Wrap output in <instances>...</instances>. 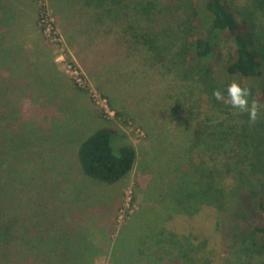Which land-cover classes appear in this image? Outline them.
<instances>
[{"label":"trees","instance_id":"1","mask_svg":"<svg viewBox=\"0 0 264 264\" xmlns=\"http://www.w3.org/2000/svg\"><path fill=\"white\" fill-rule=\"evenodd\" d=\"M84 2L93 12L95 30L101 33L97 41L89 32L83 40L88 45V53L97 55L96 66L106 69L107 65L115 64L116 60L111 56L116 55L114 52L107 57L103 54V49L112 51L113 47H116L114 51L126 49V58L140 49L147 55L145 59L151 60V56L157 62H166V69L180 81L173 105L182 118L179 115L176 118L192 128V134L187 138L188 160L182 167L183 181L177 183L178 190L174 193L177 198L166 207L165 218H148L146 223L145 217V220L140 219L138 214L147 206H142L130 218L125 228L129 250L124 248L123 253L120 250L121 264H128L127 260H132L131 264H264V113L252 125L247 114L217 102L212 96L213 90H224L235 79L251 89L252 97L264 102V44L256 27L257 17L264 20V0H248L249 10L240 12V20L233 10L232 0ZM103 12H106L105 16ZM218 32L231 42L222 56L210 40L211 35ZM108 41L112 42L111 48L106 46ZM19 51L15 54L14 50L11 54L20 57L22 53L21 61L32 57L29 50ZM42 67L46 69L42 70L43 78L28 74V68L17 69L23 70L24 76L23 71L16 76L9 74L7 80H3V85L7 86L0 87L2 192L6 191L10 176L5 154L9 147L8 137L13 136L11 146L18 151L29 147L31 142L36 147L37 141L20 145L22 135L26 134L22 129L26 121L32 119L33 126L39 125L41 129L37 132L42 133L40 149L50 150L51 137L57 133L55 126L65 117L66 106L78 107L73 90L68 89L71 85H63L54 66L43 62ZM21 76L29 78L28 82L24 80L26 92L22 96L17 91ZM74 86L94 105L89 91L75 83ZM82 101V108L88 111L86 124L92 125L95 131L87 138H78L82 143L75 165L65 167L61 164L53 166L52 172L47 171L51 184L48 183L46 202L38 203L25 213L27 202L19 201L12 209H4L7 203L3 202L7 201L0 192L3 207L0 210V248L12 240L23 241L25 234L29 235L30 243H40L25 264H94L93 257L98 252L110 253L108 235L112 226L93 230L95 225L88 221V208L78 200L82 199L85 189L95 185L90 184L89 178L115 184L129 176L138 155L133 142L120 139L118 127L107 124L108 120L100 110L89 107L84 98ZM27 102L29 106L25 107ZM29 107L34 110L26 111L31 109ZM22 111L25 115H21ZM200 121L199 128L197 124L196 127L193 125ZM66 139L74 140L75 137ZM114 140L122 144L119 153L115 152ZM65 155L39 167L45 170V166L56 164L54 161L62 160L67 157ZM185 178L188 182H184ZM238 209V227L224 247L221 220L223 215L234 216ZM40 215L47 218L43 222L45 228H40L33 219ZM24 225L33 230L13 235L17 226ZM117 248L111 253L113 264ZM12 251L14 257L26 258L20 249ZM0 255V258H6L4 249Z\"/></svg>","mask_w":264,"mask_h":264},{"label":"rangeland","instance_id":"2","mask_svg":"<svg viewBox=\"0 0 264 264\" xmlns=\"http://www.w3.org/2000/svg\"><path fill=\"white\" fill-rule=\"evenodd\" d=\"M84 1L0 0V81L7 80L6 77L9 74L16 76L23 71L17 69L24 68H28V74L43 78L45 76L42 70L46 69L42 67V64L48 62L59 72L60 75L57 73V77L63 85H71L68 89L73 90V94L76 96L73 97L78 102V107H73L72 104L66 106L65 117L60 119L58 126H55L54 130L57 133L51 137L50 150L43 147L40 149L42 133L37 132L41 129L39 125L33 126L32 119L27 120L22 129L26 134L22 135L20 145L22 143L26 145L29 141H37L36 147L31 142L29 147L18 151L11 146L13 136L8 137L9 147L6 148L5 154L6 166L10 176L5 186V192L1 191L3 189L0 176V192H2L3 200L7 201L3 202V204L7 203L4 205V209L6 207L12 209L19 201L27 202L24 204L25 213L29 208L36 207L38 203L46 202L49 192L48 183L51 184V177L47 171L52 172L54 170L52 167L58 165L45 166L46 169L43 170L39 167L40 164H48L58 156L64 157L62 155L66 154L65 150H73L77 143L74 140L67 141V137L87 138L95 131L92 125L86 124L88 111L82 108V99L84 98L89 107H93L95 110H99V108L91 104L87 96L85 97L83 93L75 90L77 88L67 72L69 64L77 67L85 73L94 89L106 97L108 102L110 101L111 109L116 111L119 119H107V124L119 128L121 138H117L133 142L137 150V164L129 176L115 184H105L89 178L90 184L94 183L95 185L90 186L88 190L85 189L80 197L82 199L78 200L83 203L84 207L88 208V221L91 220V224L95 225L93 230L107 225L108 227L112 226L113 229L111 232L109 231L108 235L111 242L108 250L110 253L98 252L93 257L94 264H113L111 253L116 241L119 248L116 249L114 264H121L120 250L123 253L124 248L129 247L125 228L130 218L142 206L147 207L138 216L140 219L145 217V222L148 218H156V220L157 218H165L166 207L173 204L177 198L174 193L178 190L177 183L183 181L182 167L188 160L187 138L189 134H192V128L183 121L182 123L179 122L176 118L178 115L182 118L181 113L178 114L173 105V98L179 91L180 81L176 75L166 69V62H157L151 56V60H147L145 59L147 55L143 54L140 49L133 51V56L130 58H126V49L121 48V50L114 51L116 47H113L112 51L103 49V54L104 57H107L111 52H114L117 57L116 55L111 56L116 60L115 64L107 65L106 69L96 66L97 55L88 53V45L83 43V40L86 39L85 33L89 32L92 34L91 38L93 37L97 41L101 38V33L98 29L95 30L93 12L89 11L91 9L86 6ZM247 4L248 0H232L233 10L238 14L239 20L240 12L249 10ZM42 8L45 10L42 11ZM105 14L106 12H103L104 16ZM251 17L254 18L255 15H251ZM256 23L258 34L264 44L263 18L261 20L257 17ZM210 40L215 44V47H218L221 56L227 53L231 45L229 38L219 32L212 34ZM111 44L112 42L108 41L106 46L111 48L109 47ZM12 45L21 46L14 47ZM19 49L29 50L32 57L28 58L30 53L28 55L26 53L24 56L28 59L21 61V58H24L22 53L21 56L19 55L20 57L11 54L14 53V50L15 54H18ZM101 52L102 50H100L102 57ZM33 53L41 57H35ZM117 60L120 61V64L117 63ZM24 74L23 71L22 75L24 76ZM23 76H21V81H18L17 88L21 96L26 92L23 84L25 81H29L27 76L24 79ZM4 82L0 84V87ZM5 85L7 86V84ZM29 102L24 106L28 107ZM29 108L31 109L27 108L26 111L34 110L32 107ZM263 113L264 109H262L261 114ZM21 115H25V112L22 111ZM51 116L53 115L51 114ZM199 118L203 119V117ZM194 123L195 127L196 124L198 128L201 126V121ZM138 129L144 132L143 136L137 132ZM35 133L37 134L35 135ZM116 141L114 140L113 146L115 152L119 153L122 144L116 143ZM37 150L41 153H37ZM71 157L74 159L73 155ZM1 158L0 156V166L3 165ZM79 170L81 169L79 168ZM52 175L55 176L54 173ZM82 175L85 176L83 173ZM85 178L88 179L87 176ZM184 182H188L187 178L184 179ZM172 191L173 194H171ZM129 207H135L134 212L129 214L130 218H125L122 221L120 219L122 213L120 212L124 210L126 213V209ZM2 208L1 203L0 210ZM239 211L238 209L232 217L223 215L220 227L223 230L224 247L227 246L229 238L234 233L235 228L238 227L237 213ZM33 219L40 228H45L46 225L43 223L47 221L45 215ZM135 222L137 223V221ZM28 228L30 227L26 225L17 226L13 235H18L23 230L27 232L33 230L32 227ZM28 238L29 235L25 234L21 242L12 240L3 243L0 251L4 249L7 256L0 258V264H25L28 256L34 254V247H40V243H30ZM12 249H20L26 258L14 257ZM128 254L126 255L127 258L129 257ZM0 257L2 256L0 255ZM2 259L6 262H3Z\"/></svg>","mask_w":264,"mask_h":264},{"label":"clouds","instance_id":"3","mask_svg":"<svg viewBox=\"0 0 264 264\" xmlns=\"http://www.w3.org/2000/svg\"><path fill=\"white\" fill-rule=\"evenodd\" d=\"M212 96L217 102L228 105L232 109L238 110L240 113L247 114L249 123L252 125L257 123L258 119L261 117L262 109H264V102L252 97L251 89L242 86V84L235 79L227 84L226 89L213 90Z\"/></svg>","mask_w":264,"mask_h":264},{"label":"built area","instance_id":"4","mask_svg":"<svg viewBox=\"0 0 264 264\" xmlns=\"http://www.w3.org/2000/svg\"><path fill=\"white\" fill-rule=\"evenodd\" d=\"M68 75L69 77L74 81V83L81 89L89 91L92 102L94 105L99 108V110L104 114L105 118L117 120L119 117L117 116V113L115 110L111 109L108 99L101 95L94 87L92 86L91 82L89 81L88 77L85 75L84 72H82L77 67L69 64L68 65ZM132 124L131 122L129 123ZM138 133H141V136L144 135V132L140 129L137 130ZM135 207H129L126 209V213L124 210H121L120 213H122V217L120 218L122 221L125 220V218H130L129 214H132L134 212Z\"/></svg>","mask_w":264,"mask_h":264},{"label":"crops","instance_id":"5","mask_svg":"<svg viewBox=\"0 0 264 264\" xmlns=\"http://www.w3.org/2000/svg\"><path fill=\"white\" fill-rule=\"evenodd\" d=\"M74 140L77 143V145L75 146L74 150H67L68 151V153L66 151L67 157L63 158L62 160H56V161H54L56 163L55 165H61L62 164L65 167H69L70 165H75V163H76V156L78 154V149H79V147H80V145H81L82 142L79 139H74ZM71 155H73L74 159L71 157ZM115 243H114V246H113L114 249L117 246ZM128 250H129V248L126 247L125 248V251H128ZM127 263L128 264H131L132 263V260H127Z\"/></svg>","mask_w":264,"mask_h":264}]
</instances>
